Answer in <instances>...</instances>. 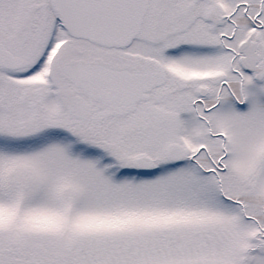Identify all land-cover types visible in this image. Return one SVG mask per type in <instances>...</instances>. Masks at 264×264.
Masks as SVG:
<instances>
[{
	"label": "rangeland",
	"instance_id": "374dc122",
	"mask_svg": "<svg viewBox=\"0 0 264 264\" xmlns=\"http://www.w3.org/2000/svg\"><path fill=\"white\" fill-rule=\"evenodd\" d=\"M257 35L248 52L261 69L264 34ZM71 46L99 50L64 45L50 66L34 68L43 46L12 45L25 66L0 68V264H264V239L254 230L263 221L242 217L212 175L201 183L183 162L162 160L173 135L152 118L153 100L138 122L102 118L101 104L59 78L56 64ZM245 85L243 106L224 101L215 113L234 143L236 167L221 176L229 194L237 184L240 199L259 207L264 79ZM181 138L190 141L187 130ZM139 155L156 165L133 171Z\"/></svg>",
	"mask_w": 264,
	"mask_h": 264
},
{
	"label": "flooded vegetation",
	"instance_id": "af4514ba",
	"mask_svg": "<svg viewBox=\"0 0 264 264\" xmlns=\"http://www.w3.org/2000/svg\"><path fill=\"white\" fill-rule=\"evenodd\" d=\"M141 3L144 15L140 31L129 46L120 48L103 47L70 34L56 14L52 0H0V44L22 59L23 67L26 58L11 46H43L34 68L42 62L50 66L63 53L64 45L84 42L99 50H121V56L111 57L99 50L85 53L80 47L73 50L71 46V54L57 62L59 78L89 97L85 89L62 75L63 65L82 61L122 67L131 72L164 73L165 82L153 88L146 101L123 107L121 115L108 114L113 109L90 98L103 106L102 118H122L129 122H138L148 110L142 104L153 100L152 118L167 125L173 135L160 156L162 160L172 164L183 162L186 168L201 175V183L206 184L208 175H212L210 182L242 211V217L256 223L263 221V225L254 227L256 237L263 240L264 198L258 207L254 202L240 199L237 184L232 186L235 194L227 192L221 174L232 173L236 167L232 162L234 143L222 124L215 121V113L224 101L243 106L247 80L264 79V67L257 69L248 52L250 45L259 40L257 34H264V0H141ZM0 68L9 72L21 69ZM193 76L201 79H192ZM219 76L223 78L217 80ZM237 86L239 91L235 90ZM183 130L190 136L187 143L181 138ZM172 145H179L183 151L175 161L165 159L166 150ZM136 157L151 161L152 168L156 165L157 159L151 156ZM248 188L254 194L253 187Z\"/></svg>",
	"mask_w": 264,
	"mask_h": 264
},
{
	"label": "water",
	"instance_id": "95a60500",
	"mask_svg": "<svg viewBox=\"0 0 264 264\" xmlns=\"http://www.w3.org/2000/svg\"><path fill=\"white\" fill-rule=\"evenodd\" d=\"M56 14L70 34L102 46L127 47L139 33L144 15L141 0H52ZM61 5H63L61 7ZM0 66L18 69L23 60L0 44ZM62 75L85 89L90 96L109 106L108 114L121 115L123 107H131L147 100L149 91L165 82L159 71H128L122 67L87 64L79 61L60 68ZM223 77L219 76L217 80ZM183 154L179 145L166 151L169 160H178ZM134 168L147 170L151 161L137 157Z\"/></svg>",
	"mask_w": 264,
	"mask_h": 264
}]
</instances>
